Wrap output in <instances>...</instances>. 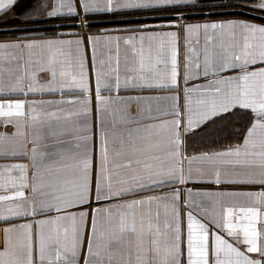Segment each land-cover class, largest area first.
Segmentation results:
<instances>
[{"label": "snow or ice", "instance_id": "1", "mask_svg": "<svg viewBox=\"0 0 264 264\" xmlns=\"http://www.w3.org/2000/svg\"><path fill=\"white\" fill-rule=\"evenodd\" d=\"M0 264H264V0H0Z\"/></svg>", "mask_w": 264, "mask_h": 264}]
</instances>
